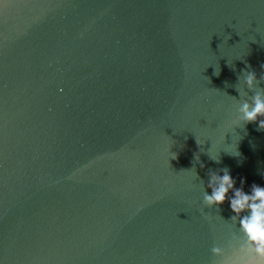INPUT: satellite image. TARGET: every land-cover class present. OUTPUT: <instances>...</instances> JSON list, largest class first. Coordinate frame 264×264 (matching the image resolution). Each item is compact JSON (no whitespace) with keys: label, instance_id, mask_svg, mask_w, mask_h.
Masks as SVG:
<instances>
[{"label":"water","instance_id":"1","mask_svg":"<svg viewBox=\"0 0 264 264\" xmlns=\"http://www.w3.org/2000/svg\"><path fill=\"white\" fill-rule=\"evenodd\" d=\"M247 71L264 0H0V264H228L204 192L264 186Z\"/></svg>","mask_w":264,"mask_h":264},{"label":"clouds","instance_id":"2","mask_svg":"<svg viewBox=\"0 0 264 264\" xmlns=\"http://www.w3.org/2000/svg\"><path fill=\"white\" fill-rule=\"evenodd\" d=\"M264 81V75L257 79L255 71H247L244 83L253 91L251 102L245 100L238 108V119L244 123H256L264 130V88L259 85ZM219 172H210L207 187L209 195L204 192V203L209 207L222 205L229 201L240 231L245 237V243L236 250L228 264H264V186L252 184L250 192H246L241 181V187H236V180L227 168ZM231 192V196L229 193ZM214 254L219 249L213 247Z\"/></svg>","mask_w":264,"mask_h":264}]
</instances>
